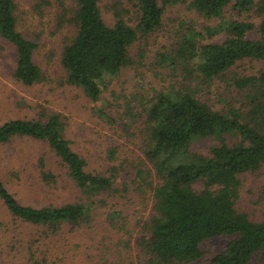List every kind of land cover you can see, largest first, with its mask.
Here are the masks:
<instances>
[{"label":"trees","instance_id":"1","mask_svg":"<svg viewBox=\"0 0 264 264\" xmlns=\"http://www.w3.org/2000/svg\"><path fill=\"white\" fill-rule=\"evenodd\" d=\"M182 1L132 0L135 8L132 19L125 17L128 11L121 0H114L110 5L114 20L108 25L100 15L97 0H75L69 19L75 31L59 58L65 82L79 87L90 101H96L103 77L114 75L132 63L128 54L130 45L160 26L164 7ZM228 6L238 13L252 11L261 17L257 39L246 37L253 23L239 19L223 21L222 12ZM187 7L206 19L219 21L200 31L188 24L181 31L176 47L170 53H160L156 60L158 65L171 69L177 63L191 61L193 69L185 71L187 75L197 72L195 85L184 82L154 90L141 104L138 114L131 112L129 104L125 107V128L138 122L143 130L140 153L148 166L136 171V177L151 188L148 213L137 222L141 224L136 243L146 256V264H188L201 258L204 240L225 235L228 239L224 247L211 255L212 264H264V219L251 220L234 208L238 176L264 166V0H190ZM14 8V0H0V38L14 47L13 77L28 86L41 78L40 69L32 60L36 44L17 31ZM218 34L225 35L220 42L197 43L202 37ZM243 58L262 62L254 75L231 77L232 85L244 90L245 110L233 106L215 110L198 98L201 87H208ZM98 113L113 122L108 113L102 110ZM226 135L235 137V141L226 142ZM14 136L47 144L86 201L112 188L109 176L85 170L86 161L71 149L58 115L44 120L3 121L0 146ZM199 137L216 140L207 156L189 149L190 143ZM108 155H113L112 149ZM36 166L40 180L51 184L55 177L41 158ZM198 181L200 188L194 189ZM0 201L12 217L51 229L61 223L70 227L86 223L91 204L95 203L24 205L1 179ZM120 214L115 210L107 213V226L118 231L114 227L124 220Z\"/></svg>","mask_w":264,"mask_h":264},{"label":"rangeland","instance_id":"2","mask_svg":"<svg viewBox=\"0 0 264 264\" xmlns=\"http://www.w3.org/2000/svg\"><path fill=\"white\" fill-rule=\"evenodd\" d=\"M189 1L164 7L160 26L130 45L128 54L132 63L114 75H105L99 98L92 102L79 87L65 82V71L59 62L63 46L75 31L69 21L75 0H14L16 29L36 44L32 60L39 67L41 78L28 86L15 79L14 47L0 38V124L13 118L44 120L52 114L58 115L71 149L86 161L85 170L109 176L112 188L86 201L47 144L25 137L10 138L0 146V179L19 203L34 207L75 201L95 203L91 204L86 223L77 227L61 223L51 229L12 217L0 201V264H146V256L140 253L136 243L141 224L137 222L148 213L151 188L138 181L136 171L145 170L148 163L140 153L141 126L133 122L125 128L123 124L125 107L129 104L131 112L138 114L141 104L154 90L184 82L195 85L197 72L187 75L185 71L193 69L191 61H182L171 69L158 65L156 60L160 53H170L176 47L181 31L188 24L200 31L219 21L206 19L189 9ZM113 2L97 0L100 15L108 25L114 20L110 8ZM121 3L128 11L125 17L133 19L132 0ZM222 18L253 23L246 37L251 40L259 37L257 25L261 17L252 11L238 13L228 6ZM224 36L202 37L197 43L220 42ZM261 67L262 62L255 59L238 60L208 87H201L197 96L215 110L224 111L233 106L243 111L244 90L234 87L231 77L254 75ZM98 110L108 113L113 122L106 121ZM224 139L228 143L235 141L229 135ZM215 144L212 137H199L190 143L189 149L207 156ZM110 149L112 156L108 155ZM39 158L55 177L49 185L40 180L36 166ZM238 180L234 208L251 220H263L264 166L240 174ZM199 188L198 181L194 189ZM113 210L119 211L124 219L114 227L118 231L106 224V215ZM227 239L228 236L220 235L204 240L203 255L188 264H212L211 255L220 251Z\"/></svg>","mask_w":264,"mask_h":264}]
</instances>
